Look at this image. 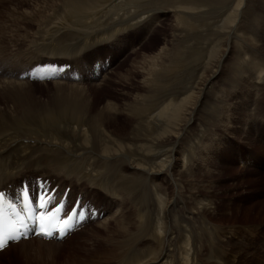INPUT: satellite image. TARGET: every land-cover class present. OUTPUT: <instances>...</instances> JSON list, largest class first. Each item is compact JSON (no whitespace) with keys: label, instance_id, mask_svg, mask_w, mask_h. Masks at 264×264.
Returning <instances> with one entry per match:
<instances>
[{"label":"bare ground","instance_id":"1","mask_svg":"<svg viewBox=\"0 0 264 264\" xmlns=\"http://www.w3.org/2000/svg\"><path fill=\"white\" fill-rule=\"evenodd\" d=\"M3 1L0 0V4ZM48 2L49 8L37 13L35 18L38 21L34 14H29L21 17L18 24L19 20L14 13H11L13 16L8 14L11 16L9 24L3 17L1 19L4 22L0 21V35L3 31L8 32L7 36H0V44L3 42L5 45L4 48L0 46V95L17 109L12 115L0 119V135L18 128H22L19 132L24 131L16 147L6 148L5 143L0 142V191L20 185L22 181L42 177L49 179L52 188L60 191L61 195L68 191L70 202L81 196L85 202L104 213L100 221L89 224H96L99 230L95 231L94 226L85 230V234L90 232L94 242L100 245L96 256H90L86 262L81 260L70 264H111L112 261L113 264H256L233 262L234 258L232 262L229 259L228 262L220 261L219 246L218 250L211 246L215 245L216 240L214 243L209 240L211 244H206V257L202 250V247L205 248L202 246L204 243L200 244L202 247L199 245L200 249H197V245L198 240H208L209 236L200 234L197 240L195 232L198 229L195 228L191 242L179 244L184 241L180 238V248L177 244L171 247L168 243L173 237L170 236L172 227L176 228L182 223L178 224L181 208L185 209V215L180 216L181 220L187 219V210L195 214L193 220L197 217L204 220L203 215L206 216L213 209L196 195L202 193L200 184L203 180L212 179L213 182V164L205 163L199 157L197 146L202 143L203 132L208 134L211 127L218 132L224 131V121L232 123L233 119L241 118L249 109L244 107L245 111H234L235 114L232 111L235 109L231 108H234L232 105L236 99L241 97L250 106L252 101L259 99L255 94L257 90L264 87V0ZM122 2H126V8L128 5H134L135 9L142 8L137 14L139 16H130L136 12L133 8L118 9L123 6ZM149 6H157V9L144 12L143 9ZM53 9L56 11L51 16H45ZM149 12L151 14L147 15ZM170 16L174 18L171 26L175 33L172 42L164 41L160 51L149 58L152 60L149 63H146L149 60L143 62L148 68L141 74V83L129 88L121 102L103 101L99 108L88 100V89L76 84L97 81L94 80L96 69L93 65L99 63L98 72L106 74L117 59L114 51L122 47L125 39L131 34L142 36L143 31L146 33L150 24L145 25L147 27L142 31V28L132 24L133 20L138 18L143 21L148 17L151 23V19L156 21ZM113 22L123 27L117 28V24L112 26ZM33 23L41 31L35 32L36 37L29 39L26 44V40L20 36H24L25 27ZM113 48L116 50L113 51ZM15 49L23 50L11 52ZM110 54L107 66L105 60ZM48 62L72 63L84 77L78 81L60 79L41 82L45 86H54L49 94V102L44 103L47 104L44 106L29 97L33 84L40 83L19 77L33 66ZM192 64L196 68L194 72L191 69L190 74V70H187ZM14 72H17L16 78H13ZM224 73L228 80L226 83L223 82ZM137 74L135 71L130 76L135 77ZM179 75L186 79L181 81ZM106 79L100 85L106 83ZM179 83L184 85L179 87ZM226 87L234 91H227ZM237 88H240V92L235 94ZM226 93L227 96L221 100L220 96ZM26 99L35 101L36 106ZM209 107L216 111L215 116L208 115ZM2 114L5 113L0 112ZM232 114L234 118H231ZM199 116L207 119V122H214L215 118L218 122L206 130L202 129V132L199 128L204 125ZM118 118L123 119L121 127L111 128V124L116 123ZM60 127L69 128L63 131ZM23 149L25 154L22 153ZM77 161L80 164L89 162L88 166L85 165L86 170L83 171L80 164L76 170L74 163ZM15 162L17 166H14ZM206 167L208 171L204 170ZM209 188L210 185L205 191ZM96 194L104 197L101 205L88 198ZM263 203H255V212L264 211V206H261ZM248 209L251 211L250 207ZM226 223L222 225L212 222L211 226L215 228L211 229L220 233L225 232L227 227L235 228L237 233L245 236L247 246L255 245L253 256L260 255L264 249V224H258L257 230L255 223L250 225L251 228L247 227L248 224ZM198 228L205 229L201 225ZM177 233L181 237V229L179 231L178 228ZM32 245L50 251L60 246L53 241L35 238L9 245L0 255L10 248L18 249L16 260L20 256L22 260L19 262H25L32 253V250H28ZM144 246L148 247L150 253L145 250L144 255L143 249L139 248ZM225 252L229 255V252ZM37 253L40 250L34 254ZM239 257L236 261L241 259Z\"/></svg>","mask_w":264,"mask_h":264},{"label":"rangeland","instance_id":"2","mask_svg":"<svg viewBox=\"0 0 264 264\" xmlns=\"http://www.w3.org/2000/svg\"><path fill=\"white\" fill-rule=\"evenodd\" d=\"M40 1H41V3H40ZM115 1L118 2V0H115ZM113 2H114V0H113ZM125 3L126 2H124V3L122 2L121 4H123V6L121 8H118V7L117 8L121 9V10L123 7L126 8ZM116 5H117V3H116ZM220 6L223 7L224 5L220 4ZM0 7H1V9H0V21L1 22H4V20H5L9 24V21L11 18L10 15H12L14 13L15 15L14 14L13 15L15 17L17 16V20H19L18 21V24H19V22H21L20 21L21 17H27L29 14H34V18H35L38 12L43 11L44 9L46 10L47 8H49V2H48V0H10V1L4 0L3 3L0 4ZM127 7L128 8H126V9L130 10L135 6L132 5V7H129V5H128ZM147 8H149V9H147ZM147 8L143 9L144 12L151 11L152 9L153 10L157 9V6H152V7L149 6ZM54 10L55 9H53L52 10L53 12L51 11L49 13V15L46 14L45 16H51L52 13H54L56 11V10L55 11ZM132 10L137 12V13L134 12V13L130 14V16L133 18V17L139 16L137 14L141 12L142 8L138 7L136 9L133 8ZM8 14H10V15H8ZM146 14L150 15L151 13L149 12ZM1 15H3V16H1ZM2 17L4 20L1 19ZM120 17H122V16H120ZM124 18H126V16ZM35 19H36V21H38V18H35ZM173 19H174L173 17L165 18V19H161V20L159 19L156 21L151 19L152 20L151 23L149 21L150 19L148 20V17H147V19H144L143 21H139L138 18L134 19L133 20L134 22H132V24L133 25L135 24V26L142 28V31H143V28L147 27L145 25L150 24L147 27L148 30L146 31V33H144V31H143L142 36H137V35L131 34L128 36L127 39H125L123 44H121L122 45L121 48H118L117 50L113 48V51L116 50V51H114V54L115 55L117 54V59H116L115 63L112 64L111 68L109 70H107L106 74L101 75L102 74L101 73L100 74L101 76L99 75L94 79V80L97 79V81H95V82L91 81V83H90V81L87 82L85 79L86 82H82V84H76V85L84 86V87H86V89H88L86 91V96L88 97V100L93 101V104H95L99 108H100V105L102 104L103 101H108V100H110V101L115 100L118 102L123 101L122 99L124 98L128 89L132 88V87L134 88L135 86H137L138 83H141V81H142L141 80L142 79L141 74L145 73V71L148 68V65L146 66L145 64H143V62H146V60H149L148 62H146V63H149L152 60V59L150 60L149 58H153L160 51L164 41L167 43L172 42V37L175 34V33H173V30L171 27L174 24ZM54 22H56V21H54ZM115 24L118 25V26H116L117 28L123 27L120 24H118V22H113L112 26H114ZM25 29H26V31L24 32V36H20V38H24L26 40V44H27L29 39H31V38L33 39L34 37H36L34 34H35V32H39L38 30H40V27H38L36 25V23H33L30 26H26ZM190 29H191V27H190ZM191 32H192V30H191ZM7 33L8 32L3 31L2 36H4V37L7 36ZM126 35H128V34L126 33ZM174 38H175V36H174ZM2 43L0 44V46L2 48H4L5 45H4V43L3 44ZM9 48H11V45L9 46ZM84 48L87 49V47H84ZM21 50H23V49H15L14 51H11V52H17V51H21ZM138 50H139V52H138ZM55 51L56 50H53V52H55ZM103 51L109 52L108 50H103ZM136 51H137V53H135ZM56 53H57V51H56ZM110 57H111V54H110V56H107L105 63L110 60ZM140 61L142 62L141 64H140ZM81 63H85V62H81ZM107 63H106V65L108 66L109 63L108 64ZM70 65L72 67L74 66L72 63ZM189 68L187 71L190 70V74H191L192 71L193 72L195 71L196 65L192 64V66ZM191 69H192V71H191ZM135 71L138 72V74L135 75V77L130 76ZM223 72H224V70H223ZM180 73H182V72H180ZM16 74H17V72H14L13 78H16ZM105 78H107L106 83H103L102 85H100L103 82V80H105ZM179 78L181 81H184L186 79L185 77H182L180 75H179ZM224 78H225V80H223ZM223 79L222 80L224 83L228 82V80L226 79L225 73L223 75ZM0 80H2V78H0ZM24 82H26L28 84H33V83H29L27 81H24ZM182 84L184 85V83H179L178 86L179 85L183 86ZM33 85H34V87L30 88L31 94L29 95V97L36 100V103L47 106V104L49 102V98H50L49 94L54 89V86H45L42 83L33 84ZM225 89H227V91H230V92L234 91L233 88L229 89L226 87ZM239 90H240V88L235 89V94L240 92ZM262 93H263V95H262ZM255 94L258 95L256 97H259V99H257L256 101H252L253 104H250V106L247 105L246 102L241 100L240 99L241 97L239 99H236L237 101L234 102V104L232 105V107H234V108H231V109H235V110H232L233 112L235 111L236 113H238L241 110L245 111V108L247 109V107L249 109L245 111V115H244V113L242 114L243 115L242 117H244V118L236 117V119H233L234 121L232 120L233 121L232 123H230L231 121H229V120H228L229 123H226V121H224V123H223V126L225 128L224 131L218 132L216 129L211 127L208 129V132H209L208 134L203 132L202 129H205V128L207 129L210 125H212L218 121L215 118L214 122H210V121L207 122V119L203 118L202 116H199V119H202L201 120L202 126L203 125L205 126V127L203 126V127L199 128V130H202V132H203V137L201 139L202 143L197 146V147H199L198 148L199 153H200L199 157L201 158V160L202 159L204 160L203 162H205V163L208 162V163L213 164L214 168L211 169L212 170L211 172L213 174V182H212V179L211 180H208V179L203 180V183L201 182L202 185L200 184L201 190L198 189V190H200V192L202 191V193H198L196 195H198L200 199H204L206 202H208L210 207L213 209H211L209 211L210 214L207 213L209 215H207V214H206V216L203 215L205 217L204 220L202 218H199V217H197L195 220H193L195 217V214H193L191 211L187 210V213H186L187 219L182 218L183 220H181L180 216L182 214L185 215V209L181 208V210L178 212L179 213L178 214V217H179L178 218V224H179V222H182V223H180L176 228L172 227V230L170 231V233L171 232L172 233L170 234V236L171 237L173 236V237L170 239V241L168 243L169 246L173 247V246H176V244H177V247L180 248L179 244H181V243L183 244V243H185V241L191 242L190 241L191 236L193 235L192 233H193L194 228H195L196 230L198 229L195 232V234L197 236V240H198V237L200 236V234H201V236H203L205 233V234H207V237L209 236L208 240H205V239L198 240L197 249H200V246L203 243L204 244L202 246H204L206 248V244H209L211 241H213L211 243H214V240H216L217 242L215 241V245L211 244V243L210 244L212 247H215L217 250H218L217 247L219 246L220 249L218 251H220V253L218 252V254H220V257H219L220 261L228 262V259H229V262L230 261L232 262V258H234L233 262H256V264H264V249L262 250L260 255L256 254L255 256H253L252 252L255 251V245L250 243L251 245L247 246V244H246L247 241H246L245 236H243V235L241 236V234L237 233L235 231V228L232 229L233 227H227V230L225 232H220V233H218L217 231H213L214 229H211V228H215L214 226H211L212 222L214 224L216 222H219L222 225L225 221H227V223H229V224H231V223H233V224H245V225L248 224L249 225V226H247L248 228H251L252 224L255 223L254 225H257L256 226L257 230L259 229L258 224H264V211L263 212H255V209H256L255 203H259L260 201L264 202V116H263L264 115V112H263L264 109H263V111L261 110V108L264 107L263 106L264 105V87L257 90V92ZM225 96H227V93L224 96H223V94L220 96L221 100L224 99ZM65 97L67 98L68 95H65ZM254 97H255V95H254ZM256 97L254 99H256ZM261 97L263 99H261ZM125 100H127L126 97H125ZM238 100H239V102H238ZM26 101H30V100L26 99ZM95 102H97L98 104H96ZM29 103L36 106L35 101L34 102L30 101ZM44 103H47V104H44ZM240 103L242 105H239ZM257 103H259L260 106ZM18 108H19V106H18ZM257 108L260 110H258ZM250 109H252V111ZM16 110L17 109L12 104H9L6 102L5 97L0 95V112L5 113V114L0 115V119L6 118V117L12 115V113ZM207 111L209 113L208 115L214 114V116H215L217 114L216 111H214L211 107H209ZM256 111H258V112H256ZM247 112H250V113H248L249 115L246 114ZM251 112H252V114H251ZM247 115H248V118H247ZM251 115H253L254 117ZM229 116H230V114H229ZM257 116H259V117H257ZM234 117L235 116H233V114H232L231 118H234ZM122 122H123V119L118 118L116 123L111 124V128L112 127L120 128L122 125ZM196 125H198V124H196ZM24 127H26V126H24ZM68 128H66V129H68ZM21 129L22 128H18L16 130H13V131H10V132H7V133L0 135V142L1 141L4 142L6 148H12L14 146L16 147V144H18V142L20 141L19 139H21V137L24 135V131L19 132ZM61 129L63 131L66 130L65 128H61ZM195 135H197V134H195ZM8 136H9V138H8ZM223 137H225V138H223ZM203 138H204V140H203ZM8 143L9 144L12 143L11 146L8 145ZM211 152H214V153L211 154ZM215 152H217V153H215ZM22 153L25 154V149L22 150ZM211 155H212V158H211ZM88 163L89 162H85V163L80 164L79 161H77V163H74V168H76V170H78L77 167H80V165H81V169L84 171L87 168V167H85V165L88 166L87 165ZM70 164L71 163H67V165H70ZM14 166H17L16 162L14 163ZM204 170L208 171V167H206ZM201 179H203V178H201ZM207 181H209V182H207ZM197 183H199V182H197ZM204 183H206L207 186H205ZM208 184L210 185L211 188H209L207 191H205L206 188L209 187ZM210 191L212 193L213 192L214 193L212 194ZM206 195H208V196L206 197ZM210 195H212V197ZM88 198L91 200L92 199L96 200V202L100 205L102 204V202L104 200V197L101 195H98V194H96L95 196L91 195ZM261 206H264V203ZM248 207L251 208V211H249ZM242 213H244V214L247 213V215H243ZM203 216H201V217H203ZM210 217H211V219H210ZM207 220L209 222H207V224H206ZM194 225H195V227H194ZM197 225L198 226L201 225L205 229L200 230ZM93 226L95 227L96 224L90 225L86 228L84 227L83 229H80L78 232H75L74 234H72V236H70V238L66 241L55 242L56 244L57 243L60 244V246H58L56 249L51 250V251L45 247H40L41 249H38L36 246H33V245L30 246L28 248V250H32V253L29 256V258H27V260L25 262H23V261L19 262V260H22V258L20 256H18L19 260H16V253H19L18 249H14V248L11 249L10 248L6 253L0 255V264H27V263L28 264H68V263L70 264L73 261H76V263L81 262V260H84L83 262H86L92 256H96L97 252L99 251L98 246H100V245H98V243L94 242V240H93L94 237L90 236L91 235L90 232L88 234H85L86 231ZM187 226L189 228H187ZM178 228H179V231L181 229V233H180L181 237L179 236V233L176 234V232H178ZM94 229H95V231L99 230V229H97V227H95ZM174 229H176L177 231H175ZM188 232L190 234H188ZM215 232L217 234H215ZM228 232H231V233H228ZM182 235H184V236H182ZM230 237H231V239H230ZM180 238H181V240H184V241L180 242L179 241ZM204 240L206 241V243ZM209 240H210V242H209ZM178 242H180V243L178 244ZM218 242H219V244H218ZM225 243H226V246H225ZM228 243L229 244L231 243L230 247H229ZM236 243H238V244H236ZM188 244L190 245L191 243H188ZM221 244L222 245L224 244V245L222 246ZM227 244H228V246H227ZM232 244H234V245L232 246ZM147 245H150V242H147ZM221 246H222V248H221ZM234 246H235V248H234ZM177 247H175V250L179 252V249ZM139 248L143 249L144 255H146L145 250L147 251V253H150V252H148L150 250L147 249L148 248L147 246L139 247ZM152 249H153V247H152ZM204 249L202 247V250L206 253L205 254V256H206L208 251L206 252L207 248L205 250ZM237 249H239V251ZM38 250H40V253H37L35 255L34 253ZM222 250H224V251H222ZM188 251H189V248H188ZM225 251L229 252V255ZM204 252H202V253L204 254ZM230 253L232 256H230ZM236 253H237V255H235ZM242 253H244V254L241 255ZM248 253H249V255H248ZM225 254H227V255H225ZM49 255H51V256H49ZM233 255L236 257H233ZM239 256L241 257V259H239V261H236V260H238ZM155 257H157V256H155ZM206 257H208V255ZM91 261H89V262H91ZM112 262H111V264H113Z\"/></svg>","mask_w":264,"mask_h":264},{"label":"snow or ice","instance_id":"3","mask_svg":"<svg viewBox=\"0 0 264 264\" xmlns=\"http://www.w3.org/2000/svg\"><path fill=\"white\" fill-rule=\"evenodd\" d=\"M41 207H44L45 205L42 203L40 205ZM57 211H59V209H57ZM41 232L40 234L45 236V237H51L52 236V231L46 230V224L50 225L51 221H45L44 217H41ZM61 235H63V233H61Z\"/></svg>","mask_w":264,"mask_h":264}]
</instances>
